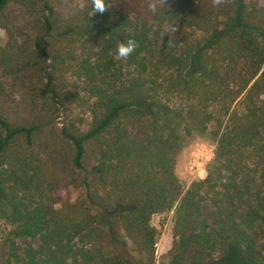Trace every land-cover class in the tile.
Here are the masks:
<instances>
[{"label":"trees","instance_id":"16d2710c","mask_svg":"<svg viewBox=\"0 0 264 264\" xmlns=\"http://www.w3.org/2000/svg\"><path fill=\"white\" fill-rule=\"evenodd\" d=\"M82 1L0 0L5 264H156L173 208L160 264H264V0ZM190 132L216 147L185 188Z\"/></svg>","mask_w":264,"mask_h":264},{"label":"rangeland","instance_id":"374dc122","mask_svg":"<svg viewBox=\"0 0 264 264\" xmlns=\"http://www.w3.org/2000/svg\"><path fill=\"white\" fill-rule=\"evenodd\" d=\"M61 4H66L69 8L78 9L83 6L82 0H61ZM6 41L5 33L0 28V44L3 45ZM212 127H209V131ZM216 141L212 139L208 132L185 133L182 145L176 153L175 157V172L180 179L182 185L187 188L191 182L198 179H203L207 174L208 165L215 158ZM256 157L253 158V163ZM249 172L256 165L248 167ZM231 169L227 166L223 167V176L227 177ZM174 208L160 214H154L151 217V224L157 230L155 259L156 264L166 261L163 256L172 246L173 241V224H174ZM10 225L0 218V264H5L9 254L10 243L6 241L9 237ZM28 241H19L18 245L25 247ZM242 249H234L227 253L223 259H215L210 264H242L241 262Z\"/></svg>","mask_w":264,"mask_h":264},{"label":"clouds","instance_id":"9594fccd","mask_svg":"<svg viewBox=\"0 0 264 264\" xmlns=\"http://www.w3.org/2000/svg\"><path fill=\"white\" fill-rule=\"evenodd\" d=\"M94 11L104 12L106 10L104 0H92ZM93 11V12H94ZM136 48V41L129 39L127 41L119 42L116 46L117 55L122 58H127L133 53Z\"/></svg>","mask_w":264,"mask_h":264}]
</instances>
